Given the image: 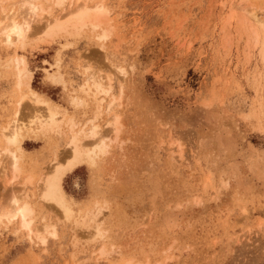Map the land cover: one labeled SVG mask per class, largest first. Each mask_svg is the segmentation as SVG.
Masks as SVG:
<instances>
[{"label": "rangeland", "instance_id": "374dc122", "mask_svg": "<svg viewBox=\"0 0 264 264\" xmlns=\"http://www.w3.org/2000/svg\"><path fill=\"white\" fill-rule=\"evenodd\" d=\"M28 2L0 6V264H264V89L248 27L229 17L240 1L34 0L43 16ZM81 8L107 26L69 24ZM17 59L59 131L30 126L45 111ZM72 125L99 126L105 146L67 169ZM56 165L63 206L42 197Z\"/></svg>", "mask_w": 264, "mask_h": 264}, {"label": "bare ground", "instance_id": "6f19581e", "mask_svg": "<svg viewBox=\"0 0 264 264\" xmlns=\"http://www.w3.org/2000/svg\"><path fill=\"white\" fill-rule=\"evenodd\" d=\"M8 1H10V0H0V6L4 2H8ZM33 1L29 0V2H28L33 14H38L37 12H41L39 15H42L44 13L49 14L48 13L49 10L43 9L41 4L35 5V2L33 5L32 4ZM62 1L63 0H57L56 4L61 5ZM235 1L236 2L240 1V3L237 4V6H238L237 10H239L240 13H237V11L235 13V10H233V9H234V7L236 8V6H234L235 4H232V5H230L231 6L230 9H232V10L230 11L231 13H230L229 17L231 18L230 19L231 21L233 19H236V18H238V20L240 19L238 22L239 27H241V26L242 27H248V33H249V37H250L249 41H251L248 43L249 45L251 44L249 48L250 49L256 48L258 50L259 63H260V69H261L260 72H258V74H256L255 85L257 86L256 88H258V92L263 94V89H264V0H235ZM78 9H80V7ZM73 14L75 15V13H73ZM106 15L107 14L104 11L99 10V9L92 10L89 8H84V9L81 8V10L78 11L77 15L75 17H73V19H71V21H69V24L71 23L72 25H80L82 27L90 26L94 30H95V28L100 29L99 27H104V26H107V24H108V19H107L108 17H106ZM51 20L52 19H50V21H48L49 22L48 25L51 27V29H53V28L58 29L57 27H61L59 18L53 19L54 20L53 22ZM0 23H2V21ZM5 25L3 26V34L7 38H11L13 35H17L19 37V39L26 37V35H25L26 31L20 25L13 24L12 26L10 25L11 28H10V26H8V25L5 26ZM64 28H66V27H64ZM64 28H60V29H64ZM53 31L54 30H52L51 32H53ZM16 61L18 63L16 65V67H17L16 71H18V72H16V73L18 74L17 77L19 79V82L22 80H27L25 82L26 88L28 90L27 96L29 97V99L32 101V103L34 105H36L37 107H44V111H45V114H42L39 116L34 114L32 116L30 126H34V127H36V130H40V131H50V130L59 131L60 130V124L56 120L58 111L56 112V110L51 106H46L45 102L42 101L41 98L37 95V93H35L32 90L31 84H30L31 77L27 71V66H26L25 60H23V59L18 60L17 59ZM86 81H87L88 87L90 89L91 88L94 89V94L96 97H99L103 93H105V94L109 93V90L104 91V89L102 88V86L100 85L98 80L94 77V75L89 77V79L87 78ZM113 100H114V98H113ZM113 100L110 101V103L106 105L108 112H111V110L116 105V102ZM97 108H98L97 110L101 111V109H102L101 100H100ZM41 111L39 110L38 113ZM112 118H113V121L112 122L110 121L109 123H107V126H109L111 130H116V126L118 124V118L117 117H112ZM73 128H74V125H72L70 137L68 138L69 139L68 148H69L70 153H71V162L66 166L67 169L73 168L74 166L81 164L85 160L90 159L92 156V154H91L92 150L99 149V148L103 149V147L105 146V144L103 143V141H104L103 136L104 135H102V132H101L99 126L93 125L88 130L81 129L79 131H74ZM6 138H7L8 142H10L11 144L18 143L17 135H15L14 137L6 136ZM88 141L91 142V146H92L91 149H88L87 146L85 145V143ZM15 161H16V158H15ZM16 163H17V161H16ZM67 169L61 167L60 165H58V166L56 165L54 167L53 174L51 176L45 177L44 184H43V196H42L45 201H53V202H56L59 205L63 206L64 196L61 193L60 183H61V180L64 176L65 170H67ZM18 170H19V168L15 167V171L19 172ZM27 182H30V179H27ZM14 212H15L14 213L15 216L17 214L20 215L22 225L25 228H29V223L27 222V218L32 212L29 205L24 204L23 206H21L19 208V210H16Z\"/></svg>", "mask_w": 264, "mask_h": 264}]
</instances>
